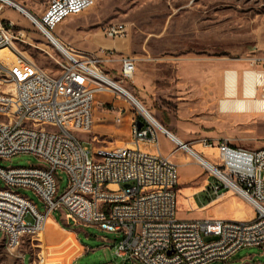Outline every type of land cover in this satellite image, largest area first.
<instances>
[{"label": "built area", "instance_id": "1", "mask_svg": "<svg viewBox=\"0 0 264 264\" xmlns=\"http://www.w3.org/2000/svg\"><path fill=\"white\" fill-rule=\"evenodd\" d=\"M6 4L17 9L0 0V13ZM94 4L95 0H50L40 16L34 15L33 23L48 40L59 38L58 25ZM13 26L0 16V49L16 50ZM102 31L110 38L128 35L121 22ZM63 44L71 52L60 51L57 73L30 60L24 61L28 68L13 70L0 58V81L13 86L11 95H0V114L7 117L0 120V159L32 154L40 161L29 166L0 165L4 182L0 233L6 248H17L26 236L39 240L46 217L62 208L67 220L116 234L113 254L123 261L210 264L226 262L241 248L264 245V143L246 149L226 139L203 138L205 147L218 150L226 176L212 173L211 191L220 195L232 190L253 207L251 219H180L178 165L160 151V130L149 118L142 113L143 117L131 118V146L95 147L92 156L78 136L93 130L97 94L115 92L102 65L119 62L122 80H133L136 59L113 49L98 54ZM245 60L257 77V96L264 98V57L255 54ZM123 111L115 117L117 123L122 122ZM63 173L68 185L59 194ZM18 188L32 189L45 212ZM27 215L31 221L25 219Z\"/></svg>", "mask_w": 264, "mask_h": 264}, {"label": "rangeland", "instance_id": "2", "mask_svg": "<svg viewBox=\"0 0 264 264\" xmlns=\"http://www.w3.org/2000/svg\"><path fill=\"white\" fill-rule=\"evenodd\" d=\"M47 1L24 0L22 5L33 15L40 16L47 6ZM0 16L14 23L12 29L18 36L14 43L16 50L6 48L0 55L1 60L9 68L11 66L8 58L15 57L26 68L28 66L24 61L30 60L50 73L59 71L60 66L56 58L61 57L60 50L38 30L29 18L7 4ZM119 22L127 25L126 37L110 38L104 35L102 31L104 26ZM56 32L62 43L70 45L79 52L99 53L103 48L101 44H114L119 50L118 55L127 54L136 59L135 76L152 72L153 86L151 88L134 89L135 83L132 80H122L118 65L116 67L102 65L104 72L138 98L165 128L184 131L188 135L187 141L183 139L187 145L195 148L199 153H204L202 156L220 170L222 168L218 150H212L203 145L206 134L209 136L218 134L227 138L226 140L232 144L246 149H256L263 145V109L251 105L246 112L221 110L220 99L247 98L245 92V97H242L237 94L231 95L227 91L228 97L221 96L209 101L200 97H190L191 89L186 88V90L184 86L177 83L176 63L194 59L199 63L202 62L203 69L210 71L223 65V69H228L226 79L227 73L234 70L238 74L237 85L242 86V74L229 64L233 59H244L255 54L264 57V0H95L91 8L80 15L68 18L56 28ZM242 68H245L243 71L251 70L250 65ZM245 77L243 78L244 91ZM12 91V85L0 81V95H11ZM113 91L115 92L101 93L102 98L96 96L93 130L78 133L91 156L95 147H112L123 143L128 145L131 142L129 135L131 121L130 119L125 121L126 114L136 118L143 117L129 98L118 90L113 89ZM102 100L105 103H102ZM121 109L124 110L121 114L122 122L117 123L115 116ZM161 115L169 116L173 125L165 124L166 121L160 119ZM5 119H7L6 115L0 114V120ZM113 127L119 128V131L111 132ZM159 133L163 134L160 131ZM159 141L163 152L174 162L176 161L174 156L182 157L183 161L178 165L180 176L178 188L182 187L186 178L193 173V164L199 166L202 173L189 185L197 186L199 179L206 175H210L211 179L215 180L211 171L199 164L168 136L160 135ZM141 146L150 147L146 143H141ZM36 164H40V161L32 154H18L8 159H0V165L4 167ZM60 175L62 178L59 194L68 185V176L64 173ZM0 186H4L1 178ZM17 191L30 198L41 212H45L42 201L32 189L18 188ZM227 191L228 189L224 191L226 192L224 196L233 198L237 206L243 208L245 201L236 193ZM193 192L194 189H190L188 194L191 195ZM180 193L177 194V217L199 218L198 212L187 210L186 206L180 202ZM248 208L250 216H253L252 208L250 206ZM232 209L230 204H224L212 213L229 214ZM65 213L64 208L50 213V217L58 220L64 228L58 227L55 223L53 228H50L51 219L46 225V231L40 233L39 240L26 236L21 245L12 250L6 248L3 234L0 233V264H31L30 262L71 264V259L79 253L81 248L72 230L82 228L97 235H106L107 232L98 228L95 231L86 228L83 224L74 225L72 221L66 219ZM25 219L32 220L30 215H27ZM83 241L88 246L93 244ZM258 261L264 264V245L241 248L226 262L214 261L210 264H254ZM75 264L142 263L123 261L113 253H105L102 249H98L85 254Z\"/></svg>", "mask_w": 264, "mask_h": 264}, {"label": "crops", "instance_id": "3", "mask_svg": "<svg viewBox=\"0 0 264 264\" xmlns=\"http://www.w3.org/2000/svg\"><path fill=\"white\" fill-rule=\"evenodd\" d=\"M14 1H16L22 5L24 0H14ZM49 1L50 0H48L47 2H49ZM47 5H48V3H47ZM27 11H29V10H27ZM21 13L24 14L23 12H21ZM34 13H36V12L34 11ZM24 15L27 18H29L26 14H24ZM71 17H73V16H71ZM71 17H69V18H71ZM64 22H62L61 24H63ZM56 34L59 36V34L57 32H56ZM101 47H103V48L99 51L98 54H103L102 52H105L104 50H109V49H113L116 52L119 51L116 48L117 47L116 45L110 44V43L101 44ZM4 50H6V48H3L0 50V55H1L2 51H4ZM8 59H9L10 66L13 70H17L20 68H26L15 57H13V58L9 57ZM223 63H225V62H223ZM107 64L110 67H116V65H118L120 67L119 68V72H120L121 65L119 62L115 61V62L107 63ZM229 65L231 67H233V69L239 70V73L242 74L243 70L245 69L242 67H246V66L248 67L249 63L245 60V58L244 59L241 58V59H233ZM222 66L223 65H221V66L219 65V66L215 67L214 70L210 71L209 69L208 70L203 69L202 62L199 63V62L195 61L194 59H186V60L178 61L176 63L177 83H179V85H181V86H184L185 89L186 88L189 90L191 89L190 90V97L191 96L192 97L193 96L194 97H200L201 99H203L205 101H209L212 99L215 100L218 97L220 98L221 96L228 97L227 96V89H226V70H228V69H223ZM206 67H209V65H206ZM136 73H137V61H136L135 75H136ZM151 73H149V74L148 73L138 74L137 76L134 75V78L132 80V82L135 83L134 89H136L137 87L138 88H147V87L151 88L153 86V77H152ZM244 92L245 91H244L243 78H242V86L239 87L237 85L235 94H237V96L245 97ZM257 92H259V94H260V91H258V89L256 91V95H257ZM97 96H101V93L97 94ZM101 98H102V96H101ZM221 100L222 99H220V101ZM95 103H96V100H95ZM102 103H105V102L102 100ZM131 118H132V116H130V114H126L125 121L127 122L129 119L131 121ZM160 119L165 120L166 121L165 124H167L169 126L173 125L172 119L169 116L161 115ZM117 131H119V128H115V127H113L111 130V132H114V133H116ZM170 131L173 134L177 135L182 140L184 139L185 141H187L188 135L185 134V132L182 131L181 129H177V130L174 129V130H170ZM160 135L163 137L166 136L165 134H160ZM205 138H210V139L214 138L216 140L227 139L223 136H219L218 134H216L215 136H209L208 134H206ZM124 144H127V143H123L120 145H124ZM190 148H193V147H190ZM160 151L164 155H166V153L163 152L161 145H160ZM197 154H200V156H202L204 153L198 152ZM174 157L176 159L175 162L177 163V165H180V162L183 161L181 155L178 158L176 156H174ZM186 158H189V157H186ZM193 165H194L193 166V173L190 174L188 176V178H186V181H185V183H183L182 187L178 188V193L181 192L179 200L181 203H183L186 206L187 210H189L191 212H198L200 214L199 218H197V219L223 218V219L248 220V219H251L253 217V216H250V213L248 210L249 206L245 202L243 204L244 207L240 208L239 206H237V203L233 198H226L224 196V195H226V192H223L222 199L219 198L220 195L214 194L210 189V183L213 181L211 179L210 175L202 176L199 179V184L197 186L189 185V183L191 181L196 180L202 173V170L199 166H197L196 164H193ZM179 183H180V176H179ZM190 189H194V192L191 195L188 194ZM224 204H230L232 206L233 209L231 210V212L229 214H227L225 212H218L215 214L212 213L213 210H219V207H221V205H224ZM49 217H50V214H49ZM51 219H52V223L50 224L51 225L50 228H53V226H54L53 223H55L60 228L61 227L64 228L58 222V220H56L55 218H52V217H51ZM73 224L76 225V223H74V222H73ZM86 228L93 229V230L97 231V227H95V226H86ZM67 230H69V229H67ZM72 232L75 234V238H76V240H77V242L81 248H80L79 253H77L71 259V264H75L85 254H88V253L93 252V251L98 250V249H102V251H104L105 253H108V252L111 254L113 253V246L115 245L116 240H117V236L115 234L106 233V235H102V234L97 235L96 233L84 230L82 228L72 230ZM81 234H82V238H80ZM83 240L92 242L93 244L91 246H88ZM97 243H100V244L96 245ZM30 263L33 264L32 262H30Z\"/></svg>", "mask_w": 264, "mask_h": 264}, {"label": "bare ground", "instance_id": "4", "mask_svg": "<svg viewBox=\"0 0 264 264\" xmlns=\"http://www.w3.org/2000/svg\"><path fill=\"white\" fill-rule=\"evenodd\" d=\"M7 1L11 5H14L19 11L26 14L32 22L35 21L36 17L33 14H31L29 11H27L25 9V7H23L21 4H19L18 2L14 1V0H7ZM49 40L60 51L66 50V51L71 52L69 50V48H67L60 41L59 38L54 36V37L49 38ZM244 76H246L245 77V84H246L245 93L247 94V98H235V99L226 98V99H222L220 101V105H221L220 107H221L222 111H224V112H233V111L246 112V110L252 104L255 105L256 107L264 110V98H258L256 95V91L258 88H257V77H256L255 73L252 71H249V70H245ZM107 81L109 84H111L113 89L118 90L121 94H123L127 98H129L133 102V104L138 108V110L143 115H145L147 118H149L156 125V127L160 130V132H162L163 134H166L171 140H173V142L176 145H178L180 148L184 149L189 155H191L193 158H195L201 165H203L209 171L219 175L220 177H222L224 179L226 178L223 171H221L213 163H211L209 160H207V158L200 156V154H197L198 151H196L195 148H190L185 141H183L177 135L173 134L170 130L165 128V126H163V124H161V122L151 113V111L138 98H136L130 91H128L126 88H124L121 84H119L118 82H116L112 78H108ZM237 84H238V74L236 72H234V70L231 72H228L227 73V79H226V85H227V91L229 94L234 95L236 93ZM131 145H132L131 143H128V146H131ZM212 150H214V148ZM229 191H232V190H229ZM219 198L222 199V195H220ZM249 206L253 210V207L251 205H249ZM253 215H254V210H253ZM50 220H51V217H49V215H48L45 219V224H44V227H43L41 233L46 231V225L49 224Z\"/></svg>", "mask_w": 264, "mask_h": 264}, {"label": "water", "instance_id": "5", "mask_svg": "<svg viewBox=\"0 0 264 264\" xmlns=\"http://www.w3.org/2000/svg\"><path fill=\"white\" fill-rule=\"evenodd\" d=\"M139 126L141 127L142 126V123H139Z\"/></svg>", "mask_w": 264, "mask_h": 264}]
</instances>
